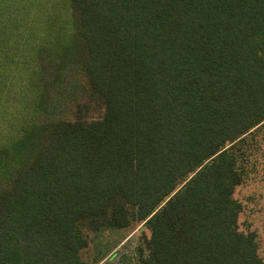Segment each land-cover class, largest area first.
Instances as JSON below:
<instances>
[{
    "label": "trees",
    "instance_id": "16d2710c",
    "mask_svg": "<svg viewBox=\"0 0 264 264\" xmlns=\"http://www.w3.org/2000/svg\"><path fill=\"white\" fill-rule=\"evenodd\" d=\"M67 3L69 30L48 23L24 55L0 41V264H89L88 232L133 224L136 264H264L232 197V144L264 122V0ZM72 71L102 116L39 119Z\"/></svg>",
    "mask_w": 264,
    "mask_h": 264
},
{
    "label": "rangeland",
    "instance_id": "374dc122",
    "mask_svg": "<svg viewBox=\"0 0 264 264\" xmlns=\"http://www.w3.org/2000/svg\"><path fill=\"white\" fill-rule=\"evenodd\" d=\"M66 4L63 0H0V41L13 42L12 39L17 38L21 50L20 47L18 51L13 49L14 54L24 55V39H39L45 34L44 26L48 23L55 28L58 21L63 24L67 21L64 26L71 27L67 0ZM3 52L0 49V54ZM9 66L5 78L6 86L10 87L8 81L11 76L17 78L18 88L25 85V68L22 63L13 61ZM2 69L3 66H0L1 71ZM46 80L53 83V76L46 77ZM52 83L49 85L50 91L53 90ZM60 85L54 91L53 103L56 104L55 109H51L54 113H43L44 116L39 119L92 121L102 116L104 110L101 103L88 96L85 82L78 72H64ZM232 145L237 164L243 171L242 183L235 188L232 195L241 205L237 230L243 234H254L257 256L264 262V122ZM88 236L89 243L81 252V257L89 264H136L140 251L146 252V241L150 234L145 225L133 224L124 229L104 230L98 234L88 232ZM105 250L108 251L104 252ZM98 251L104 254L98 256Z\"/></svg>",
    "mask_w": 264,
    "mask_h": 264
}]
</instances>
